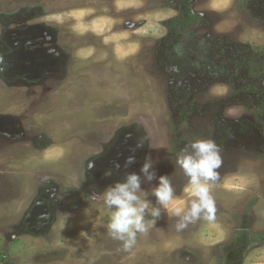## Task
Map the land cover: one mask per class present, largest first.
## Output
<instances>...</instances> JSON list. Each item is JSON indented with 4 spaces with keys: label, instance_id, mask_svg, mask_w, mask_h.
Listing matches in <instances>:
<instances>
[{
    "label": "rangeland",
    "instance_id": "1",
    "mask_svg": "<svg viewBox=\"0 0 264 264\" xmlns=\"http://www.w3.org/2000/svg\"><path fill=\"white\" fill-rule=\"evenodd\" d=\"M25 8L31 19L24 22L54 27L57 51L67 48L71 59L65 75L40 85L0 80V124L23 127L0 128V264H40L33 261L49 251L57 253L47 264H264V106L228 86L241 77L264 84V0H0L1 19L13 13L23 22ZM192 13L199 17L187 20ZM172 37L193 49L184 52L191 61L203 52L200 43L208 49L202 37L214 40L212 56L236 61L231 76L211 79L199 70L175 80L163 56ZM18 52L8 59L24 70L28 53ZM20 131L29 145L15 138ZM195 138L220 148L215 220L177 232L162 211L131 251L122 250L108 235L109 210L93 195L139 173L149 157L187 203L175 154ZM129 156L134 162L126 164ZM157 183L141 184L154 204ZM41 194L58 199L54 218L45 233L30 235L19 228ZM239 247V261H225L226 249Z\"/></svg>",
    "mask_w": 264,
    "mask_h": 264
},
{
    "label": "clouds",
    "instance_id": "2",
    "mask_svg": "<svg viewBox=\"0 0 264 264\" xmlns=\"http://www.w3.org/2000/svg\"><path fill=\"white\" fill-rule=\"evenodd\" d=\"M133 162V156L127 157L126 164ZM222 163L220 148L212 139L190 140L175 154V165L187 177L185 191L191 199L185 203L177 200L169 176H157L152 159L146 157L139 173H126L123 181L115 182L103 192L93 195V199L102 197L104 206L110 212L107 224L109 237L119 241L122 250L131 251L137 244L138 234H146L155 227L162 211L175 218L173 227L177 232H183L200 219L214 221L217 206L212 188ZM94 166L92 161H88V169ZM106 174H110V170ZM154 179L158 183L151 188L150 194L155 197V204L147 198L149 192L141 187L142 182L150 183Z\"/></svg>",
    "mask_w": 264,
    "mask_h": 264
},
{
    "label": "flooded vegetation",
    "instance_id": "3",
    "mask_svg": "<svg viewBox=\"0 0 264 264\" xmlns=\"http://www.w3.org/2000/svg\"><path fill=\"white\" fill-rule=\"evenodd\" d=\"M2 15V12H0V80L2 82L4 81L14 83L21 78L22 84L25 83L29 87H32L44 83L45 80L48 79V76L62 77L66 74V64L68 63V60L71 59V52L70 50L68 51L65 47H62V52L57 51L58 46L56 44L58 41V36L55 33L54 27L51 28L50 24H43V22H35L31 24L25 23V20L31 19L30 11L28 8H25L24 14H22V17L20 18L23 20V22L20 23L12 20L14 19V16L17 18L20 17L19 14H8L5 21L1 19ZM202 39V42H205L207 40L206 43H208V49H205L207 47L200 43V48H196V50L201 49L203 52H198L197 57L199 59L196 61H191L189 57L184 54V52H186V54H191V52H193V49L183 46L178 40L173 37L171 41H169V39L164 40V48L166 50L167 48H170V50L165 52L163 56H166V58H168L167 64L174 67L173 76H175V80H178L184 72H195L199 70H203L211 79L231 76V69L229 66L233 65L236 61H227V59H224L223 61L218 60L217 58L212 56L213 52L215 51V41H212V39L210 38L207 39L206 37H202ZM22 42L24 43L22 44ZM20 44L21 47L19 48ZM21 49L24 52L28 53L25 55H28L29 59L27 66L24 70H22V68H19V66L15 65L8 59L11 57V55L19 53L18 51H21ZM30 51L35 52H33L32 54ZM50 53H56L55 57L50 58ZM215 54L217 55L218 52L214 53V55ZM4 57L6 58V60L4 59ZM2 58L4 59V62L1 65ZM48 63H53V67L47 66ZM240 79V85H237L236 87L232 86L231 83H228L230 92L234 94L236 93L237 95H244V92L245 94L247 92V94L250 95L251 92L247 89L246 91L245 88L246 86L252 84L250 83L252 80L248 79L247 81H244V78L242 77ZM261 85L263 87V84ZM254 96L255 93H253V98ZM258 103L260 106L262 105L260 103V100L258 101ZM12 124V120L2 121L0 124V128L2 130L4 129V132L7 134L13 133L11 132V129L13 128L19 130L23 129L22 124L19 125L17 122L13 125ZM256 128L258 127H256L254 124V129ZM29 131L31 132V130ZM18 133L19 136L15 137L17 140H21L23 141V143H27L28 145L29 142L31 143V140H27L28 137L25 135L24 131H20ZM31 138L34 140V137L32 135ZM30 149H32V147ZM91 161L95 165L94 160ZM57 203V198L52 200L48 197H45L44 194H41L39 198H36L31 201L30 207L27 209L24 215V219L27 221L23 223L24 225H22V228L19 229L30 231V235H41L45 233V231L49 229V226L52 223V220L54 218L53 208L54 206H57ZM19 229L17 230V232L19 231ZM226 250L227 251L225 253V261H239L240 256L242 255L240 253V250H243L241 247L235 248L231 252V254H229L231 250ZM56 253L57 252L55 251H49L45 254L39 253L38 256L40 258H36L33 262H39L40 264L45 262L47 264L53 261L52 257L56 256ZM42 257L48 258L42 259ZM1 260L4 261V264H9L11 262L10 260H5L3 258ZM25 264L30 263H28L27 261L25 262Z\"/></svg>",
    "mask_w": 264,
    "mask_h": 264
},
{
    "label": "trees",
    "instance_id": "4",
    "mask_svg": "<svg viewBox=\"0 0 264 264\" xmlns=\"http://www.w3.org/2000/svg\"><path fill=\"white\" fill-rule=\"evenodd\" d=\"M198 17H199V15H195L194 13H192V14H189L187 20H191V19L193 20V19L198 18ZM187 20L186 21L180 20L177 22H178V24L185 26ZM173 22L171 23V25L174 26V24H176V22L175 21H173ZM175 31H177V30H175ZM250 83H252L253 85L250 84V85L246 86V89L252 93V97H253V93H255L254 99H258L261 102H263V106H264V84L262 83V79H253ZM261 84H263V87ZM260 93H262V94H260Z\"/></svg>",
    "mask_w": 264,
    "mask_h": 264
}]
</instances>
